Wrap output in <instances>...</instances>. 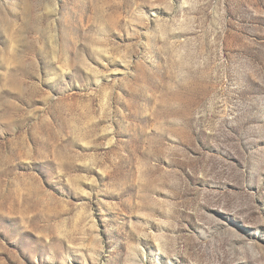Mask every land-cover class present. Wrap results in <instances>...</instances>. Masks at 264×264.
I'll use <instances>...</instances> for the list:
<instances>
[{
    "label": "rangeland",
    "instance_id": "374dc122",
    "mask_svg": "<svg viewBox=\"0 0 264 264\" xmlns=\"http://www.w3.org/2000/svg\"><path fill=\"white\" fill-rule=\"evenodd\" d=\"M0 264H264V0H0Z\"/></svg>",
    "mask_w": 264,
    "mask_h": 264
}]
</instances>
